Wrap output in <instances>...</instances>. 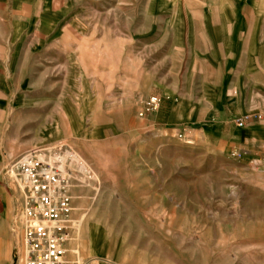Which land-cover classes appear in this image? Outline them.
<instances>
[{
	"label": "rangeland",
	"instance_id": "rangeland-1",
	"mask_svg": "<svg viewBox=\"0 0 264 264\" xmlns=\"http://www.w3.org/2000/svg\"><path fill=\"white\" fill-rule=\"evenodd\" d=\"M28 151L68 174L80 253L264 264V0H0V207L18 225Z\"/></svg>",
	"mask_w": 264,
	"mask_h": 264
},
{
	"label": "built area",
	"instance_id": "built-area-1",
	"mask_svg": "<svg viewBox=\"0 0 264 264\" xmlns=\"http://www.w3.org/2000/svg\"><path fill=\"white\" fill-rule=\"evenodd\" d=\"M157 106L156 98H149L139 116L156 110ZM238 125H242L241 120ZM11 174L22 197L19 217L24 245L22 263L62 264L72 211L68 174L56 161L36 151L19 155Z\"/></svg>",
	"mask_w": 264,
	"mask_h": 264
},
{
	"label": "crops",
	"instance_id": "crops-1",
	"mask_svg": "<svg viewBox=\"0 0 264 264\" xmlns=\"http://www.w3.org/2000/svg\"><path fill=\"white\" fill-rule=\"evenodd\" d=\"M8 188L12 194V200H14V193L10 185H8ZM1 200L2 195L0 193ZM12 213L11 211H7L5 207H0V264H23L21 254L24 245L21 226L13 220ZM73 240L76 241L72 237H69L66 242V252L62 264H122L120 261L112 259L111 257L80 253L78 249H74Z\"/></svg>",
	"mask_w": 264,
	"mask_h": 264
}]
</instances>
